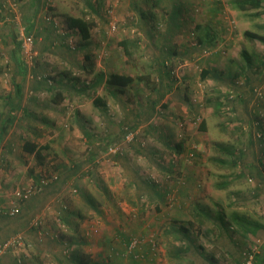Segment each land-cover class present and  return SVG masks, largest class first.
Instances as JSON below:
<instances>
[{"label": "rangeland", "instance_id": "374dc122", "mask_svg": "<svg viewBox=\"0 0 264 264\" xmlns=\"http://www.w3.org/2000/svg\"><path fill=\"white\" fill-rule=\"evenodd\" d=\"M235 1L47 0L48 8L41 0L38 9L34 0H0V130L19 102L35 104L30 91L37 80L25 77L21 96L15 91L11 51L12 40L27 30L35 45L46 37L36 32L41 20L51 26L60 54L73 52V59L62 63L53 52L46 60L35 46V73L64 83L58 75L66 72L68 83L88 88L83 106L65 103L71 115L82 108L85 122L95 121L99 98L118 120L117 128L108 125L118 133L114 139L106 125L87 123L91 143L84 142L87 133L72 135V126H41L40 135L18 123L9 128L0 139V225L20 217L18 204L41 202L25 228L6 237L9 228L0 227V246L13 237L21 241L0 258L11 253L16 264H241L244 251L264 248V183L251 174L264 165V126L247 134L248 121L264 120V42L243 35L251 30L264 37V0L248 10L236 9ZM64 14L94 22L86 41L65 26ZM27 15L34 18L31 29ZM88 41L90 50L83 45ZM90 52L93 65H84L93 66L90 71L72 69ZM110 72L133 81L117 88L102 78L93 85ZM250 77L256 81L247 86ZM245 86L247 110L238 104ZM64 128L82 142L67 150L46 136L61 138ZM24 139L50 143L45 162L58 158L50 166L57 168L30 170L29 154H20ZM63 151L74 157L66 161ZM130 165L138 172L124 175ZM25 188L27 195H16ZM12 206L18 213L9 215ZM260 251L255 260H262Z\"/></svg>", "mask_w": 264, "mask_h": 264}, {"label": "crops", "instance_id": "0c3cea01", "mask_svg": "<svg viewBox=\"0 0 264 264\" xmlns=\"http://www.w3.org/2000/svg\"><path fill=\"white\" fill-rule=\"evenodd\" d=\"M39 1L41 2V0H34V2H32V3H34V5L36 7L37 4L39 3ZM6 4L7 3L5 2L4 5H6ZM24 5L26 6V4H24ZM45 6H49V5L47 3H45ZM0 9H1V7H0ZM46 9H48V8H46ZM34 11H35V8H34ZM4 13H6V7L4 9ZM27 17L30 18L28 27L34 26V24H33V22H34L33 16L32 15L31 16L27 15ZM42 24L43 23H42V20H41L37 24L40 31L36 29L37 33L40 32L41 34L46 36L45 38L43 37V38H41V40H37L36 41V45L35 46H37V49H38L40 55L42 54L41 56L43 57L44 54H45V57H43V58L46 59V60H51L52 61L53 60L52 59V53L54 52V53H56L55 55H56L57 60H59L60 62L63 61L62 63L67 64V61L69 62V61H71L73 59V56H72L73 52L61 55L60 54V47H58L56 45H53L54 42H55L54 39H53V36H49L50 35V33H49L50 28H48V27H51V26L44 24L46 26L43 27ZM68 29H70V28H68ZM70 30H74V29H70ZM74 32L78 33L77 30H74ZM12 41H14V39ZM83 41H86V40H83ZM83 45L88 50H90V48H88L89 45L92 46V44L89 43V41L87 43H84ZM74 54H75V52H74ZM76 54H80V51H77ZM75 57L76 58H81L82 56L81 55H76ZM252 59H254V57H252ZM86 62H90V64L93 65L94 60H93V55L91 54V52L88 55L85 53L83 58H82V60L78 64L74 60L73 63H76V65L72 66V69L79 68V67H84ZM92 67L90 68V66H87L89 71L92 69ZM64 77H66L65 73H63V75H58V79L60 80V79L63 78L62 80H63L64 83H62L61 81H60L61 83H55L54 85H58V87H55V88H57V89H55V91L53 89H50V87L47 86L44 83V81H36L34 84H32V89H31L30 92L33 93L32 97L34 96L33 99H35V104L34 103L25 104V103H20L19 102L17 104V106H18L17 108H15V109L11 108L10 112L8 113V115L11 113V111H15L17 113V110L18 109L19 110H18V114L16 115V117L12 121L10 120V122H9L10 123V127H11L10 129L12 130L16 126V124L18 123V124H21L22 127H25V131L27 129L32 131V128H33V129L37 130L36 135H40L39 132L42 131L40 129L41 126L42 127H44V126L48 127L49 130L52 129L53 126H59V127L72 126L73 127L72 129H75L74 132L72 133V135L75 136V134L76 135L79 134V136H83L84 134H86V133L88 134L90 132V130H87L86 133L84 132L83 128H84V126L87 125V123L89 125H100V123H102V124L106 125L105 130L108 131V132L111 131V129L108 130V125H114L116 128L118 127V124H117L118 120L115 118V116H113V115L111 116L109 114V112L107 111L108 102L104 103V101H100V102H103V103H101L100 105L97 104V105L100 106L99 108H101V107L106 108L103 111L98 108V111H99V113L101 115L100 117L103 119V121H101V118L98 117V118H95V121L92 120L91 122H85V120H87L86 117H85L86 114H85V112L83 111L82 108H80V110L75 108V109H77V111L76 112L73 111V113L71 115L72 111L69 113L68 110L65 109V103L68 102V101H72V102L75 101V102L78 103L77 104L78 107L83 106L84 105V98H87V95L85 93L87 92L88 88H86V90H85L82 85H79V84L76 85V83L74 81H73V83H68V79L64 78ZM72 78H75V77H72ZM105 78L106 77L103 74V79L105 80ZM252 79H253L252 77H250V79H247V81H246L247 86H249V83H254L256 81L255 80L254 82H250V80H252ZM92 83L94 85V81ZM59 84L61 86H59ZM112 86H115V85H112ZM247 86H245V88H244L245 89L244 98H242V97L239 98V101H241L242 103L238 102V104H241V106H243V108L245 110H247L248 105H249V103H248L249 99H248V93H247V88L248 87ZM91 87H93V89H94L95 86H91ZM116 87L118 88V86H116ZM119 88H121V87H119ZM23 89H24V87H23V83H22V85L20 87V90L18 92L19 96H21V94L23 92ZM57 90H59L58 92H60L61 101L56 103L52 98H53V96H55V93H56ZM94 91L92 90V93ZM246 94H247V96H246ZM72 102H69V103H66V104L67 105H74L73 107H75V103H72ZM235 107L238 110L239 107L237 105H235ZM249 108H250V105H249ZM101 112H103V115L104 114H105V116L107 115V118L102 116ZM6 119H8V117ZM6 119H5V121H6ZM133 122H135V121H133ZM240 122H243V121H240ZM257 124H259L261 126H264V120L262 121L261 119H258V120L256 119V121L255 120L248 121V123H247V127H248L247 128L248 129L247 134L248 135L253 133L254 128L257 126ZM11 130L8 132V134L11 132ZM62 131L64 133V136L63 137L61 136V138H57V136L53 137V135H51V134H47L46 136L48 138H52L56 143H57V140H58V142L60 143L59 147H63L64 146L67 150L71 149L73 144L76 142L75 140H77L78 142H82V140H80V139H72V138H70V136L68 135V132H67V130L65 128L62 129ZM80 131L82 132V134H80ZM110 133H111L110 134V138L111 139L116 138V136L118 135L117 131H111ZM88 137H89V134L86 137H84V140H85L84 142L88 141L89 143H91V140L87 139ZM40 139H41V137H40ZM25 140H31V141H34V142H38L35 139H24L23 142ZM48 144H50V143H48ZM21 145H22V143H21ZM43 153H45L44 150H43ZM20 154L25 156V155H28L29 153L24 152L22 149H20ZM28 157L31 158L30 163L32 164L31 167H29V169L32 170V168H34V170L36 172L37 171H41L42 169L51 172L53 168H57V165H55V166L53 165L52 166L53 168L50 167L51 163L54 162V161H60L61 162V160L60 159L57 160L58 159L57 158L56 160L51 161V162H49V164H47L45 162V159H46V156H45L44 157V161L41 162V163H38L35 160L34 155L29 154ZM73 157H74V155H72V153L69 152V151H63V153H62V158L65 159L66 161H68V159L73 158ZM34 164H39V165H38V167H36V166L33 167ZM129 167L131 168V171H124L123 172L124 175H127L126 173L131 174L132 171H134L136 173L138 172V169L134 165H132V166L130 165ZM252 169L255 170L256 172L251 171V174L255 173L257 175V177H258V180L259 181H263V183H264V174L260 170L258 171L256 167H253ZM60 170H61V168H60ZM71 172L75 173V169H72ZM63 182H66L65 179H64ZM71 182H75V181H71ZM53 189H57V188H53ZM39 202H41V201H30L29 203H27V204H25L23 206L18 204V208H19L18 211H19V216L20 217H18L15 221H11L10 223H6V225H0V227L4 226L3 227V231L7 227L9 228L8 231L4 232V234H6V237L11 232H13L15 230H19V228H22V226H23V228H25L27 226V221L25 219H26L27 215H30L34 211V209L37 207ZM7 207H9V206H7ZM6 210H7V208H6ZM1 217H0V219H1ZM15 260H17V257H15L11 253H7V254H5V256H2L0 258V264H16Z\"/></svg>", "mask_w": 264, "mask_h": 264}, {"label": "trees", "instance_id": "16d2710c", "mask_svg": "<svg viewBox=\"0 0 264 264\" xmlns=\"http://www.w3.org/2000/svg\"><path fill=\"white\" fill-rule=\"evenodd\" d=\"M43 1H44V3L47 2V0H43ZM39 3H40V1H39ZM38 4H37L36 8L39 9ZM87 5L90 6L88 3H87ZM261 5H262L261 0H237V1L234 2V7L236 9H239V10H248V9H251V8H259V7H261ZM48 8H50V6ZM64 22H65V26L67 28L74 29V30L78 31V35L80 36L81 40H87L90 37V31H91L92 26L94 25L93 21L88 20L84 16H79V15L74 16V15H70V14H64ZM42 25L44 27V24H42ZM29 29H31V28H29ZM25 34L32 35V33H30L29 30H27ZM243 35L245 36V38H247L250 41L251 40H258V41L264 42V37L262 35H260L259 33H257V32H254V31H251V30H245L243 32ZM33 37H34V42H35L36 37L34 35H33ZM14 40L15 41H14V45L12 47L11 54H12V59L14 60V63H15V65L18 68V72L16 73L15 78L13 79V86L15 88L16 93H18L22 83L25 80V77L28 78V72H29L30 68L27 67V65L25 64V62H24V60H23V58L21 56V48H20L21 38H19V39L15 38ZM127 43L128 42L126 40H123V41L120 42V45L123 46V51L128 54V48H127L128 45H127ZM248 62H249V60H248ZM36 65H37V59H36V64L31 68V69H33V71H32L33 75L34 74L37 75V73H35V72H37V70H34V67ZM249 65L250 64H247L246 68H248ZM78 69H80L82 72L85 71L84 69H86L85 72H88V70H89L87 68V66L79 67ZM65 74H67V73L65 72ZM102 78H103V75L100 74L99 76H97V79L95 80L96 82H94V83L95 84L100 83L103 80ZM32 79H34V78H32ZM36 80L37 81H44V83L47 86H49L50 89H53L54 91H55V89H57L55 87H58V85H54V84L55 83H61V82H55V80L53 81V77L50 74H48L45 77H42L40 79L35 78V81ZM48 80H50V82ZM132 81H133V77L131 75L124 74V73L110 72L106 76V78L104 80V83L109 85V86L115 85V86H118V87H125V86H128ZM59 86H61V85L59 84ZM253 90H255V89L253 88ZM58 91L59 90L56 91L55 96H53V98H52L56 103L61 101L60 92H58ZM255 92H256V90H255ZM101 103H103V102H100L99 98H97L95 100V104L96 105L97 104L100 105ZM13 109H15V108H13ZM7 117H8L9 120L6 119V121L2 125V128L0 130V139L7 134L8 130L10 128V123L9 122H10V120L12 121L16 117V112L15 111H11V113L9 115H7ZM257 126L260 127L261 125L257 124ZM200 128L201 129H205V123L204 122L200 123ZM262 139H263V137H262ZM262 139H257V140L259 142V140H262ZM48 147H49L48 144H44V145L41 144L40 145L37 142L30 141V140H25L22 143V145H21V149L24 152H27L29 154L34 155L35 160L38 163H41V162L44 161V157H45L46 154L43 153V150L48 148ZM256 168H257L258 171L259 170L260 171H264V165L263 164H261V166H258ZM41 180H42V178L40 179L39 182H40L41 185L43 184L42 186H45L48 183V182L43 183V182H41ZM223 185L224 184H222V183L220 184L221 187H223ZM7 213H8V211H7ZM74 217H76V215L75 216H74V214L71 215V218H74ZM219 218L222 219V217H220V216H219ZM229 223L230 222L228 220L223 222V224L225 226H228ZM259 242L260 241L258 240V243ZM257 248L258 249L252 251V263L251 264H253L254 262H257V263H254V264H264V262H262V261H264V248L261 249L260 246L257 247ZM259 250H262V252L260 251L261 252V256L260 257H262V260L260 259V261H258V259L255 260L256 256L258 258L259 255H260V253L257 254ZM242 255H243V257H242L243 260H242L241 264L244 263V259H245L244 253Z\"/></svg>", "mask_w": 264, "mask_h": 264}, {"label": "built area", "instance_id": "2783aa9c", "mask_svg": "<svg viewBox=\"0 0 264 264\" xmlns=\"http://www.w3.org/2000/svg\"><path fill=\"white\" fill-rule=\"evenodd\" d=\"M21 44H20V48H21V56L25 62V64L27 65L28 68H32L35 64H36V56H37V50L35 49V42H34V37L33 35L30 34H21ZM71 47H73L70 44ZM28 72V78H37L40 79L42 77H45L47 74L42 73V74H38L37 75H33L32 72ZM50 82V80H48ZM45 179H42L41 182H44ZM30 192V189H26L24 191L22 190H17L16 191V195L17 196H21L22 194H28ZM8 213L10 215H14L16 213V208L15 206L10 207V209H8ZM21 243L19 237H13L11 239H9L4 245L0 246V252L2 250H4L7 247H16L17 245H19ZM256 250L254 247L244 251V255H245V259H244V263L242 264H251L252 263V251Z\"/></svg>", "mask_w": 264, "mask_h": 264}, {"label": "bare ground", "instance_id": "6f19581e", "mask_svg": "<svg viewBox=\"0 0 264 264\" xmlns=\"http://www.w3.org/2000/svg\"><path fill=\"white\" fill-rule=\"evenodd\" d=\"M72 49H74V48L72 47Z\"/></svg>", "mask_w": 264, "mask_h": 264}]
</instances>
